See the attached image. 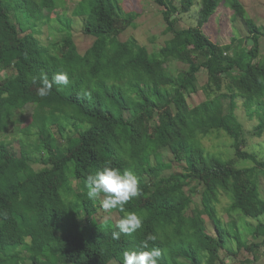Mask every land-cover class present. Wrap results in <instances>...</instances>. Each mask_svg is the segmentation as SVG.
<instances>
[{
    "label": "trees",
    "instance_id": "trees-1",
    "mask_svg": "<svg viewBox=\"0 0 264 264\" xmlns=\"http://www.w3.org/2000/svg\"><path fill=\"white\" fill-rule=\"evenodd\" d=\"M222 1L245 22L246 38L222 43L205 32ZM155 2L176 39L162 56L136 40L124 55L113 48L139 15L126 10L123 0H80L72 17L65 18L53 17L61 0H0V72L7 71L0 79V264H123L125 251L152 248L161 252L158 264H254L259 258L264 239L257 238L264 237V222L250 223L247 230L236 219L225 223L216 205L225 192L231 198L229 211L253 218L264 214V201L253 198L264 159L247 150L245 127L236 113L241 99L260 117L254 134H264V26L241 0H202L198 25L189 27L179 23L195 0ZM76 17L84 19L85 34L96 35L84 53L72 33ZM44 18L55 19L65 33L54 49L35 30ZM250 38L255 43L247 49ZM11 40L17 56L9 64L1 49ZM170 61L185 67L173 70ZM203 68L208 81L200 86ZM58 73L67 74V85L54 83ZM42 74L52 84L43 97L37 94ZM201 89L206 99L193 104L190 97ZM26 109L31 116L27 131L33 125L37 141L27 144L22 138L18 151L1 136ZM147 127H162V137L149 140ZM214 129L233 138L232 158L206 151L202 139ZM66 137L78 139L67 151ZM32 145L46 151L38 169ZM240 159L254 164L239 167ZM105 164L130 170L139 180L140 194L124 205V212L107 210L118 221L127 212L142 217V228L121 233L119 240L112 238L118 221L93 222L105 210L104 197L90 199L85 186ZM176 164L184 169L165 174ZM72 175L80 182L77 187ZM197 193L202 201L193 214L188 202ZM82 211L87 217L77 220ZM206 216L214 222V233ZM149 234L156 239L143 249ZM232 238L235 249L229 245Z\"/></svg>",
    "mask_w": 264,
    "mask_h": 264
},
{
    "label": "rangeland",
    "instance_id": "rangeland-1",
    "mask_svg": "<svg viewBox=\"0 0 264 264\" xmlns=\"http://www.w3.org/2000/svg\"><path fill=\"white\" fill-rule=\"evenodd\" d=\"M80 0H61L62 7H60L59 12L55 16L61 18L72 17V11L76 7ZM180 2L181 0H177ZM245 7L248 9L255 10L253 12L248 10V14L262 26H264V0H241ZM123 6L126 10H132L139 13L135 25L127 28L120 36L116 38L113 48L117 50L120 54L124 55L131 46L129 42L136 40L141 45H145L148 49L156 56H162L164 50L169 46L175 44L176 39L174 34L167 30V24L164 20L161 7L155 2V0H123ZM202 0H195L193 7L189 12L181 15V21L179 23L180 27H189L197 26L199 20V12L201 10ZM254 8V9H253ZM12 16L16 19L14 12H11ZM235 10L230 6L228 7L225 2H221L219 7L216 9L215 13L212 15L210 21L204 26L205 32L217 42L226 43L233 38H246L248 36L247 26L245 22L237 17L235 19ZM17 20V19H16ZM84 19L82 17L74 18L72 24V33L74 34L77 48L81 53H84L93 43L96 38V35L85 34L83 31ZM259 24V25H260ZM57 21L55 19L48 21L44 18L43 21L37 23L35 27L37 35L40 37L42 42L51 48H55L53 44L54 41L62 38L64 32L57 29ZM31 31V29H29ZM263 41V42H262ZM263 53H264V36L261 39ZM129 44V45H128ZM243 46H246V43H242ZM2 51L7 53L8 61L7 63L11 64L14 62L17 56V49L15 43L11 40L2 46ZM169 67L173 70L179 69L180 67H185L181 65L178 61H170L168 64ZM187 67V65H186ZM7 74V71L0 72V79L4 78ZM233 76L236 75V72L232 73ZM199 85L203 86L208 81V71L203 68L198 73ZM206 99V94L201 89L199 92L192 94L190 100L193 104L200 103ZM236 113L245 127V136L248 140L247 150L256 153L259 158L264 159V134L262 136H256L254 134L255 127L260 121V117L253 113L252 110L247 107L243 100H238V108ZM31 116L26 109L23 113L20 111L15 116V121L10 123L7 131L3 132L1 138L7 141L13 142V147L16 150L20 151L21 149V139L24 138L27 144H31L33 141H37V136L32 135L35 132L33 125L27 131V127L31 124ZM164 129L159 128H146V136L149 140H157L162 137ZM78 142V139H69L66 137V140L63 141V149L68 150V146L74 145ZM202 142L205 146V149L208 153L222 155V158H232L234 156V148L232 146L234 140L233 138L224 130L214 129L210 134L203 137ZM32 151V156L37 159V162L34 164L35 168H41L43 164L40 162L42 157L45 155L43 150H37L34 148V145L30 146ZM166 158L171 159L172 155L169 152H166ZM254 163L249 159H240L237 161V166L245 167L252 166ZM187 165V164H185ZM184 168L182 165L176 164L173 169L165 171V174H169L172 171H182ZM71 183L74 187L80 183L74 175L71 176ZM257 190L253 195L254 200L257 203L264 201V175L261 173L256 178ZM202 201V195L200 193L195 194L192 199L189 200V211L193 214H196L199 205ZM231 205V198L225 193L221 192L220 201L217 203V210L219 216L225 223L230 222L232 219H236L238 224L242 229H249V224L257 225L259 222H264V214L260 217L253 218L250 216L244 215L238 211H229ZM87 217L85 211L77 216V220H82ZM208 222V230L211 233H214V222L206 216ZM118 221V216L115 213H108L105 210H100L93 218V222H103L106 225L115 224ZM263 236L257 238V241H262ZM231 248H237L235 239L232 238L231 243L229 244ZM223 253L224 256H227L226 250ZM243 258V256H241ZM229 262H233V259L229 257L227 259ZM254 264H264V246L261 247L259 252V258L255 260Z\"/></svg>",
    "mask_w": 264,
    "mask_h": 264
},
{
    "label": "clouds",
    "instance_id": "clouds-1",
    "mask_svg": "<svg viewBox=\"0 0 264 264\" xmlns=\"http://www.w3.org/2000/svg\"><path fill=\"white\" fill-rule=\"evenodd\" d=\"M42 86L37 89V94L41 97L51 91L52 84L48 82L46 75L42 74ZM57 85H67L68 77L65 73H58L53 77ZM87 195L90 199H96L103 195V209H118L124 212V205L140 194L138 177L130 170L121 171L119 168L105 164L101 170L91 174L86 179ZM119 231L112 232V238L119 240L121 233L132 234L142 228V217L136 212H127L122 219L117 222ZM156 237L149 234L141 242V248L148 249L149 241H154ZM161 252L157 248L143 251H125L123 253V264H158Z\"/></svg>",
    "mask_w": 264,
    "mask_h": 264
},
{
    "label": "water",
    "instance_id": "water-1",
    "mask_svg": "<svg viewBox=\"0 0 264 264\" xmlns=\"http://www.w3.org/2000/svg\"><path fill=\"white\" fill-rule=\"evenodd\" d=\"M255 43V40L253 38H250L248 41H247V49H249L250 47H252Z\"/></svg>",
    "mask_w": 264,
    "mask_h": 264
},
{
    "label": "crops",
    "instance_id": "crops-1",
    "mask_svg": "<svg viewBox=\"0 0 264 264\" xmlns=\"http://www.w3.org/2000/svg\"><path fill=\"white\" fill-rule=\"evenodd\" d=\"M246 9H247V11L249 10V11H252L253 12V17L255 16L254 14H256L257 12H254L255 10H251V9H248V7H246ZM254 9V8H253ZM258 24H260V23H258ZM261 25V24H260ZM221 42V41H220ZM263 42V41H262ZM261 44H263V43H261Z\"/></svg>",
    "mask_w": 264,
    "mask_h": 264
}]
</instances>
